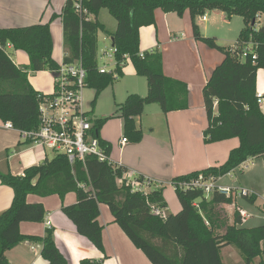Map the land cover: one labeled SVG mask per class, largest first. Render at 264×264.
<instances>
[{
  "label": "trees",
  "instance_id": "1",
  "mask_svg": "<svg viewBox=\"0 0 264 264\" xmlns=\"http://www.w3.org/2000/svg\"><path fill=\"white\" fill-rule=\"evenodd\" d=\"M82 3L90 13L89 19H82L76 12L75 0H67L61 14H54L50 22L0 28V43H12L30 59L25 66L17 65L0 47L2 121L12 122L17 130L39 127V92L30 83L29 72L59 66L53 57L51 22L61 16L67 53L63 61L70 63L82 59L87 69V87L95 90L93 105L103 90L124 75L125 54L129 55L136 73L147 79L145 96L129 94L122 103L116 104L113 115L96 119L93 128L108 154L111 145L101 138L100 131L110 118H121L124 136L128 141L139 142L143 130L137 121L147 105L156 103L165 114L190 108L189 86L164 73L162 52L148 50L141 56L140 30L156 23L158 9L179 16L189 11L195 39L224 54L223 61L213 70L203 89L208 118L204 140L210 143L239 137L240 145L230 151L228 159L220 166L174 177L170 184L175 188L181 210L167 212L165 218L152 212L153 206L162 209L168 206L163 183L153 186L147 194L134 192L125 178L128 172L125 165L103 162L93 155L87 156L85 162L71 164L66 155L58 153L41 164L26 168L24 175L0 170L2 183L14 190L10 207L0 214V264H12L7 251L28 240L42 244V256L49 264H69L55 240L53 228L48 227L44 236L27 235L20 231V223L44 222L47 215L42 203L28 202L29 194L44 197L58 194L63 199L70 192L76 193L77 203L64 206L63 212L79 234L101 251H104L103 227L98 218L100 204H106L115 222L153 264H224L221 252L228 245L237 246L245 264H252L264 253V224L242 227L238 208L232 214L233 222L229 223L218 208L233 204L234 197L216 191L207 198L202 190L184 189L179 183L199 174L219 178L250 158L264 157V112L257 93L258 70L264 68V24L256 27L264 15V0H82ZM104 8L117 21L115 31H108L98 19ZM207 10L222 11L227 18L236 14L244 18V27L233 46H222L216 37L201 32L197 17ZM101 30L110 34L113 41L116 65L109 72L99 69L98 34ZM251 49L256 58L252 57ZM247 200L254 203L256 197ZM220 228L225 231L220 232ZM80 264H103V261L85 258ZM259 264H264V260Z\"/></svg>",
  "mask_w": 264,
  "mask_h": 264
},
{
  "label": "crops",
  "instance_id": "2",
  "mask_svg": "<svg viewBox=\"0 0 264 264\" xmlns=\"http://www.w3.org/2000/svg\"><path fill=\"white\" fill-rule=\"evenodd\" d=\"M66 1L67 0H0V28L22 27L36 23L50 22L54 14H61ZM176 14L175 12H164L162 9L156 11V23L154 25L144 26L140 30L142 52L155 49L162 51V46L165 45L162 43V39L165 37H161L159 34L161 30L159 24L163 21L165 22V28L168 34V43L181 41L180 44L183 54L190 53L189 45L186 41L189 42L191 49L197 48V40L193 34L189 11H186L184 16L185 14L190 16L192 34L190 37H188L187 32L184 30L172 29L170 22L172 21L175 23L174 18H176ZM205 14H207V18L205 20L202 18L203 21H207L209 18L208 13ZM263 16L261 18H263ZM91 17L93 18L94 16L91 15ZM98 19L105 25L108 31H115L117 22L112 25L109 24L103 15L102 9L99 12ZM51 31L54 39L53 57L60 64L63 62L66 53L64 48L63 20L61 16L55 18V20L51 22ZM162 32L164 34V30H162ZM105 33L108 38L106 47H112V37L107 32ZM198 47L203 50L205 48H207V50L210 49V47H204L203 45H198ZM106 51L107 50L104 52ZM9 52L11 53V59L17 65H19V63L27 65L30 61L28 54L23 50L9 49ZM162 55L164 58L163 53ZM223 59L224 54L222 53V60L220 62L209 64L211 67L206 72L208 76H206L204 85H206L213 70ZM194 68H197L196 65ZM163 70L167 76L182 80L188 84L190 89V108L172 111L167 114L163 113L161 107L160 109H156L154 112L161 121L159 129L156 132L154 127L148 126L147 131L143 127L142 117L147 114L149 106L156 103L147 105L143 115L140 117V122L137 121L138 125H140L145 132V138L144 141L142 140L141 143L136 145H130L128 141L125 146H122V136L118 144L113 146L109 139L106 126L107 122L104 124V130L101 132L100 136L103 140L110 143V157L114 162L125 165L131 172L135 171L139 174L146 175L152 178L156 183H164L166 188L167 186H172L170 182L176 176L186 175L193 171H200L208 167L220 166L225 163L230 151L240 145V138L233 137L210 145L205 144L204 130L208 126V118L205 111L204 100L202 99L201 108L196 110V102L190 78L174 73V70L164 63ZM199 70L201 72V68H199ZM123 71L124 75L121 78L126 88V93H128L127 95L131 93L140 95L148 93V83L145 81L147 79L142 81L144 76H140L136 73L135 67L130 60L125 62ZM43 72H47V70L38 71L36 73ZM118 80L111 87H115ZM41 87H46L47 89V84H40V88ZM48 88H50V86H48ZM53 90L54 76L53 85L49 90H45L44 88L37 91L52 93ZM257 92L264 94V68L258 70ZM127 95L119 103H122L127 98ZM94 98L95 96L91 99V108L88 109L86 107L94 119L109 117L113 114V112H111L108 115H96L94 107L97 103L94 105L92 104ZM261 109L264 112V101L261 105ZM117 119L123 129L122 119ZM4 123L5 122L0 119V155L7 156L9 168L5 167V169L3 166L4 164H0L1 171H10L15 175H23L26 168L41 164L49 158V154L45 148L43 149L29 141L21 139L17 129H8L4 126ZM146 143L149 144L147 147ZM151 149H153L154 152L148 157ZM127 150L132 154H127ZM257 158L259 157H253V159ZM262 158L264 160V157ZM251 159L252 158H250V160ZM247 162H249V159L244 163ZM2 168L4 169L2 170ZM13 198V188L3 184L0 179V214L10 207ZM165 199L168 204L166 211H172L169 205L170 203H168V200L171 202L170 199L168 198L167 200L166 197ZM27 200L30 203H42L47 211V215L44 222H21L20 231L27 235L44 236L48 227L53 228L55 240L60 250L68 258L69 264H80L85 258L101 260L103 264H153L146 254L135 246L122 227L115 222V218L108 205L100 204L101 214L98 220L103 227L102 238L104 244V251H101L88 238L79 234L75 224L62 210L64 206L77 203L76 193L70 192L66 194L63 199L58 194L45 197L37 194H29ZM233 204H235V202ZM233 204L227 205L234 206ZM180 210L181 206L179 210L176 211L178 212ZM42 247L40 242L28 240L17 244L12 249L8 250L6 254L12 264H49L48 260L42 256Z\"/></svg>",
  "mask_w": 264,
  "mask_h": 264
},
{
  "label": "rangeland",
  "instance_id": "3",
  "mask_svg": "<svg viewBox=\"0 0 264 264\" xmlns=\"http://www.w3.org/2000/svg\"><path fill=\"white\" fill-rule=\"evenodd\" d=\"M102 10H103V15L105 16L109 24L112 25L117 22L115 17L110 14L108 9L104 8ZM206 13H208V17H209L207 21L202 20L203 15L197 17L198 18L197 22L199 24L201 32L206 36L216 37L217 42L222 46H233L235 44V41L239 37L241 29L244 27L245 24L244 18L241 15H237V14L233 15L231 18H227L225 13H222L221 11L218 10H207ZM176 15H177L176 18H174L175 23H173L172 21L170 22V24L172 25V29L184 30L185 32H187L188 37H190V35H192L190 16L188 14H185V16L184 15L179 16L178 14ZM263 24H264V16L263 18H261L260 24L257 23L256 27H260ZM159 27L161 28V30L159 31L160 36L165 37L164 39H162V43L165 45L162 46V51H161L164 54L163 63L169 66L172 70H174L173 71L174 73L180 74L186 78H190L191 86L194 92V98L196 102L195 106H196V110H198L201 108V103L203 99V89L205 86L204 84H205L206 76H208L206 72L211 67L209 64L212 63L216 64L217 62H220L222 60V52L215 48H210L209 50H207V48H205L204 50L202 48L200 49L198 45H203L204 47L207 46L203 41L197 40L196 49H191L189 42L186 41L189 45L190 53L183 54L180 44L181 41L168 43L169 39H168V34L166 32L164 21L161 22V24H159ZM162 30H164V34ZM107 39L108 38L106 33L104 31H101L99 34L98 63H99V67H103L109 64L108 65L109 68L112 69L116 62V59L112 47L111 46L106 47ZM105 50H107L106 52L109 57L106 56V52H104ZM19 65L25 66L20 63ZM195 65L197 67L196 69L194 68ZM199 68H201V72ZM145 79L146 78L143 77L142 81H144ZM119 80L117 84H115V87H108L107 89L103 90L98 96V99L96 101L97 104L94 107L96 115L102 116L104 114L108 115L111 112L114 113L116 109V104L122 101L123 98H125V96L128 94L126 93V88L122 82V78H120ZM29 81L36 90H42L44 88L45 90H49L53 85V75L50 69H47V72H43V73L29 72ZM145 81L147 83V80ZM40 84H47V89L46 87H41L42 88L41 89ZM48 86H50V88H48ZM146 94L147 93H144L142 96H145ZM84 95H85V105L88 109H90L91 101H92L91 99L95 96V91L92 88H86ZM156 109H160V106L158 104H153L152 106H149L147 110L148 111L147 114H145V116L142 117L143 127L146 131L148 126L154 127V130L156 132L159 129V124L161 121L154 112ZM138 121L140 122V118L138 119ZM106 126L108 129L109 139L111 140L113 146L117 145L120 137L124 136L123 129L121 128L119 120L117 118H111L110 120L107 121ZM103 130L104 129L102 127L100 134ZM144 138H145V132L143 130L142 139L139 142H133L129 140V144L136 145L138 143H141L142 140L144 141ZM204 143L210 145L216 142L206 143L204 140ZM148 145L149 144L146 143V147ZM41 148L43 147L41 146ZM45 149L49 154V158H53L55 156V152L53 150L49 148H45ZM150 151L151 152H149L148 157H150L154 152L153 149H151ZM127 154H132V153H130L127 150ZM0 160H2L0 161V164L2 165L4 164L3 165L4 168L5 167L9 168L6 155H2V156L0 155ZM4 168H2V170ZM218 183L221 185H229L235 188L237 187V188L249 189L256 194V201L254 203L248 201L247 198L239 196L237 199H235V204H233L234 206H229L225 204L218 208L220 210V213L227 217L229 223L233 222L234 217L232 216V214L238 206H241L245 210L255 215L253 218L251 217L247 219V221L243 223L242 227H256L264 223L258 215L260 209L258 205L261 203L260 196L264 195V160L262 157H259L257 159L252 158L251 160L249 159V162L239 166L231 173L221 176L219 178ZM164 195L167 198V200L169 198L171 201L169 202L168 200V203H170L169 205L171 206L172 211L167 210V212H177L176 210H179L181 205L178 200L175 188L173 186H167L164 190ZM219 230L220 232H224L225 228H220ZM221 253H222V258L224 260V264H245L242 252L235 245H228L223 247ZM261 260H264V253L258 256L257 258H255L252 264H259Z\"/></svg>",
  "mask_w": 264,
  "mask_h": 264
},
{
  "label": "built area",
  "instance_id": "4",
  "mask_svg": "<svg viewBox=\"0 0 264 264\" xmlns=\"http://www.w3.org/2000/svg\"><path fill=\"white\" fill-rule=\"evenodd\" d=\"M75 10L82 19L90 18V13L83 6L82 0H75ZM202 18L205 20L207 14H204ZM0 47L11 58L9 49H15L14 45L10 42L5 45L0 43ZM250 52H253L252 57L256 58L254 50L251 49ZM66 55L67 53H65L64 57ZM106 56H108L107 52ZM141 56H143V52ZM124 59L125 63L129 60V55L125 54ZM108 65L99 67L100 71H112L116 62L112 69ZM50 71L54 76V90L52 93L39 92V127L32 130H18L20 137L39 147L49 148L55 154L61 153L66 155L71 164H74L76 161L85 162L89 155L96 156L103 162L116 163L111 159L110 154L106 152L100 138L93 133L96 119L92 117L85 105L84 93L85 89L88 88L86 83L87 69L84 67L82 59L70 63L63 61L57 68H50ZM263 95V93H258V103L260 105L264 101ZM4 126L8 129H15L13 123L10 121L5 122ZM127 143L128 139L123 136L121 145L125 146ZM125 178L131 185L132 191L143 194H147L153 186H160L161 184L135 171L131 172L128 170ZM219 178L199 174L194 178L182 181L179 183V186L184 189L202 190L207 198H210L216 191L229 197L232 196L234 199H237L239 196L244 198L256 197V194L252 190L219 184ZM260 199L261 203L258 205L260 208L258 215L264 222V195L260 196ZM195 205L199 206L197 202ZM237 208L241 215L242 224L247 219L255 216L241 206ZM152 212L162 218L167 216L166 209L158 206H153Z\"/></svg>",
  "mask_w": 264,
  "mask_h": 264
}]
</instances>
